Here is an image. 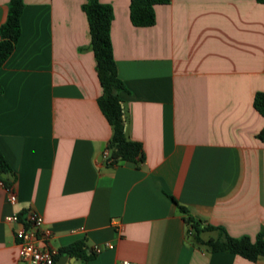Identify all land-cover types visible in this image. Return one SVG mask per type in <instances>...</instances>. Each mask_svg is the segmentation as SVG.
<instances>
[{"label": "crops", "instance_id": "1", "mask_svg": "<svg viewBox=\"0 0 264 264\" xmlns=\"http://www.w3.org/2000/svg\"><path fill=\"white\" fill-rule=\"evenodd\" d=\"M99 1L112 7L125 132L143 161L104 158L112 129L97 104L86 0H24L20 37L0 68V152L17 196L9 203L0 185V264H20L18 223L5 217L28 210L58 250L114 246L88 259L62 253L64 264H264L194 245L169 198L232 237L264 234V117L253 107L264 92V3L170 0L138 27L129 0Z\"/></svg>", "mask_w": 264, "mask_h": 264}, {"label": "trees", "instance_id": "2", "mask_svg": "<svg viewBox=\"0 0 264 264\" xmlns=\"http://www.w3.org/2000/svg\"><path fill=\"white\" fill-rule=\"evenodd\" d=\"M264 3V0H256ZM170 0H129V19L132 25L148 27L155 23L154 7L167 4ZM4 22L0 25V68L15 49L21 34L20 17L24 8V0H9ZM86 15L89 32V48L94 54L96 72L101 86V94L97 104L111 126L112 133L108 142V165L124 161L140 164L143 161L142 146L138 141L129 138L125 132L123 107L120 91L126 90L123 81L118 77L113 55L110 28L113 19L112 7L99 0H86L82 5ZM3 87L0 84V94ZM254 109L264 117V92H257L253 98ZM264 144V127L256 135ZM0 178L5 185L14 183L12 171L0 152ZM171 201L182 213L187 226L186 237L194 245H202L211 252H227L239 255L249 261L264 257V234L258 233L254 239L249 236L232 237L222 227L204 225L203 222L189 215L188 209L173 196ZM22 219V216H19ZM217 231L216 237L203 240L200 234L204 231ZM62 253L88 259L93 253L86 252L81 241L58 250L55 260Z\"/></svg>", "mask_w": 264, "mask_h": 264}, {"label": "built area", "instance_id": "3", "mask_svg": "<svg viewBox=\"0 0 264 264\" xmlns=\"http://www.w3.org/2000/svg\"><path fill=\"white\" fill-rule=\"evenodd\" d=\"M104 158L109 160V151L104 152ZM0 185L6 191V199L9 203L14 204L17 201L14 184L5 185L0 178ZM8 222L18 223L15 232L18 245V261L20 264H56L55 257L58 249L52 244L51 232L44 227L42 215L34 210H28L25 216L20 219L19 215L13 213L5 217ZM113 244L105 242L103 244H95L90 249V253L94 255L100 253L104 249L113 248ZM119 264H132L128 260H122Z\"/></svg>", "mask_w": 264, "mask_h": 264}, {"label": "water", "instance_id": "4", "mask_svg": "<svg viewBox=\"0 0 264 264\" xmlns=\"http://www.w3.org/2000/svg\"><path fill=\"white\" fill-rule=\"evenodd\" d=\"M68 260V255H62L57 261L56 264H64Z\"/></svg>", "mask_w": 264, "mask_h": 264}]
</instances>
